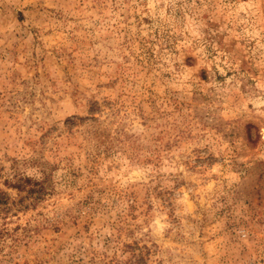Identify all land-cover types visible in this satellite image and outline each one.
Returning <instances> with one entry per match:
<instances>
[{
	"label": "rangeland",
	"instance_id": "374dc122",
	"mask_svg": "<svg viewBox=\"0 0 264 264\" xmlns=\"http://www.w3.org/2000/svg\"><path fill=\"white\" fill-rule=\"evenodd\" d=\"M0 264H264V0H0Z\"/></svg>",
	"mask_w": 264,
	"mask_h": 264
}]
</instances>
